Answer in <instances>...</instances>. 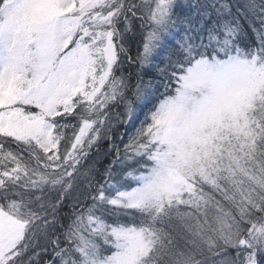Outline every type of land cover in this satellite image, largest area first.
I'll use <instances>...</instances> for the list:
<instances>
[{"label": "snow or ice", "instance_id": "snow-or-ice-1", "mask_svg": "<svg viewBox=\"0 0 264 264\" xmlns=\"http://www.w3.org/2000/svg\"><path fill=\"white\" fill-rule=\"evenodd\" d=\"M0 264H264V0H0Z\"/></svg>", "mask_w": 264, "mask_h": 264}, {"label": "trees", "instance_id": "trees-1", "mask_svg": "<svg viewBox=\"0 0 264 264\" xmlns=\"http://www.w3.org/2000/svg\"><path fill=\"white\" fill-rule=\"evenodd\" d=\"M123 131V130H122Z\"/></svg>", "mask_w": 264, "mask_h": 264}]
</instances>
